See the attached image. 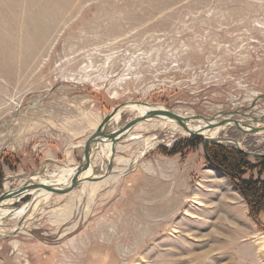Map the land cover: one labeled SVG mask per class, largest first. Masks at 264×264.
Wrapping results in <instances>:
<instances>
[{"label": "rangeland", "instance_id": "rangeland-1", "mask_svg": "<svg viewBox=\"0 0 264 264\" xmlns=\"http://www.w3.org/2000/svg\"><path fill=\"white\" fill-rule=\"evenodd\" d=\"M134 102L263 126L264 0H0L5 204L24 206L33 190L16 191L74 170L110 111ZM139 115L126 108L107 130ZM194 126L264 154V132ZM188 136L168 117L143 120L116 144L106 185L1 213L0 264H264V214L250 215L204 139L181 153L160 148ZM110 158L107 139L96 143L91 174Z\"/></svg>", "mask_w": 264, "mask_h": 264}, {"label": "water", "instance_id": "water-1", "mask_svg": "<svg viewBox=\"0 0 264 264\" xmlns=\"http://www.w3.org/2000/svg\"><path fill=\"white\" fill-rule=\"evenodd\" d=\"M131 104H138L145 106L143 103H126L122 106H119L113 110L110 111V113L105 117L104 122L100 126L98 133L96 134L95 137L90 139L88 144L86 145L85 152L82 158L81 163L72 171H70L66 176H62L64 182H53V183H46V182H40L37 184H30L23 186L21 190L16 191L15 194L17 195L18 198H22L26 193L30 194L29 191L30 189L33 190L32 192V197L31 200L28 202L31 204V206L36 203L38 197H39V192L43 191L44 193L46 192H57L65 188H70V187H75L82 185L85 182L91 181V180H98L102 179L105 177H108L112 172L115 171L114 169V161H113V154L116 152V144L120 141V137L128 134L133 128L136 127L141 121L143 120H148L151 118H160V117H168L172 122L180 124L183 126L191 135H196L200 136L204 139L205 143H225V142H234L237 144L238 148L241 149L242 151H245L249 156H264L263 153H253L250 151H246L245 148L242 146V144L237 141L234 138L227 137V136H210L207 134L203 133L202 129L196 130L192 125L196 122H205L208 125V129H212L215 127L223 126L226 124H235L236 126H240L246 131H250L253 133H259L264 131V125L263 126H255L252 125L242 119H231V118H226L224 120H218L217 118L213 117H208L205 115H193V116H183L179 114L178 112H175L171 109L168 108H151L147 109L144 112H141L138 109L139 116L135 118L128 126H120V123L122 122V119L117 122H115V126L117 128L115 130H107L106 125L110 123L112 119H114L115 115L121 114L122 111L126 108L129 107ZM103 139H107L108 143V148H109V155L111 156L110 162L108 165V168L106 172L102 174H96L92 173L91 175H86V171L91 167L93 168V162L91 160L92 156V151L95 147V144L98 142H102ZM205 144V145H206ZM4 203L2 201V198H0V209L1 208H9L10 211L14 210H19L21 207L18 208H11L9 207L10 204H2ZM27 203V204H28ZM26 204V205H27ZM24 205V206H26ZM32 207H28L27 211L31 209Z\"/></svg>", "mask_w": 264, "mask_h": 264}, {"label": "trees", "instance_id": "trees-1", "mask_svg": "<svg viewBox=\"0 0 264 264\" xmlns=\"http://www.w3.org/2000/svg\"><path fill=\"white\" fill-rule=\"evenodd\" d=\"M203 143L197 136H188L175 141L171 147L162 145L167 153H181ZM206 158L214 169L224 173L242 194L249 207L250 215L259 220L264 214V156L252 158L238 147L225 143H207ZM257 171V176L252 172ZM251 172V174H249ZM4 171L0 168V185Z\"/></svg>", "mask_w": 264, "mask_h": 264}, {"label": "bare ground", "instance_id": "bare-ground-1", "mask_svg": "<svg viewBox=\"0 0 264 264\" xmlns=\"http://www.w3.org/2000/svg\"><path fill=\"white\" fill-rule=\"evenodd\" d=\"M128 108H134V109H136V110H140L141 112H144V111H146V108H145V106H142V105H138V104H131V105H129V107ZM118 115V114H117ZM116 116V115H115ZM115 118V117H114ZM194 128H195V126L194 125H192ZM219 127H221V126H219ZM196 130H198L197 128H196ZM264 132V131H263ZM204 134H207V135H210V136H216V135H211V134H209V133H207V132H203ZM260 133V132H259ZM87 175H91V167L89 168V170H88V174ZM111 180V176L110 177H106V178H104L103 180H96V181H94V182H92L91 183V188H92V190L94 189V191H96L97 189H99V187H101V186H104V185H106L109 181ZM115 180V179H114ZM43 181L44 182H46V183H53V182H58V183H60V182H64V180H63V177H59L58 179L56 178L55 180H46V179H43ZM89 182V181H88ZM44 194V192L43 191H40L39 192V197H38V199H41V196ZM37 199V200H38ZM3 205L5 204V203H2ZM34 204H36V203H34ZM35 205H33V206H31V204L30 203H28L26 206H23V207H21V209H19V210H14V211H10L9 210V208H1L0 209V214L2 213V214H9V215H25V214H27L28 213V207H34ZM10 207V206H9ZM31 208V209H32ZM30 210V209H29ZM224 221H225V219H224ZM222 229V228H221ZM227 229V228H226ZM229 229V228H228ZM235 229V228H234ZM223 230H225V229H223ZM230 230V229H229ZM233 232V231H232ZM237 233V232H236ZM227 237V236H226ZM233 239V238H232ZM256 243L258 244V247H259V250H262L263 248H264V238L263 237H259V238H257L256 239Z\"/></svg>", "mask_w": 264, "mask_h": 264}]
</instances>
